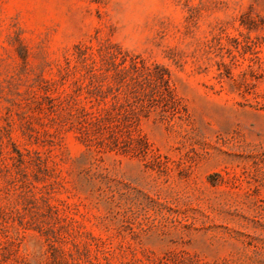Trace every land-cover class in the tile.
Here are the masks:
<instances>
[{
    "label": "rangeland",
    "instance_id": "rangeland-1",
    "mask_svg": "<svg viewBox=\"0 0 264 264\" xmlns=\"http://www.w3.org/2000/svg\"><path fill=\"white\" fill-rule=\"evenodd\" d=\"M0 264H264V0H0Z\"/></svg>",
    "mask_w": 264,
    "mask_h": 264
}]
</instances>
